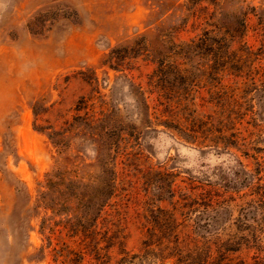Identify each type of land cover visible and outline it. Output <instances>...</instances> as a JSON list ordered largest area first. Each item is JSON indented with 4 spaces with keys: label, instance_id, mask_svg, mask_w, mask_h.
I'll return each instance as SVG.
<instances>
[{
    "label": "rangeland",
    "instance_id": "1",
    "mask_svg": "<svg viewBox=\"0 0 264 264\" xmlns=\"http://www.w3.org/2000/svg\"><path fill=\"white\" fill-rule=\"evenodd\" d=\"M162 62L183 76L162 83L217 102L248 155L160 121ZM169 181L174 200L241 194L264 245V0H0V264H90L124 233L136 250Z\"/></svg>",
    "mask_w": 264,
    "mask_h": 264
},
{
    "label": "trees",
    "instance_id": "2",
    "mask_svg": "<svg viewBox=\"0 0 264 264\" xmlns=\"http://www.w3.org/2000/svg\"><path fill=\"white\" fill-rule=\"evenodd\" d=\"M195 21L201 23L200 20ZM166 73L174 80L183 77L178 62H173L172 66L159 63L153 74L156 82L153 87L161 110L156 109L166 111L170 117L160 121L178 129L186 142L200 145L207 141L221 148L239 145L248 155L251 148L246 138L237 129L228 132L232 118L223 110H217L218 103L200 102L190 96L189 89L180 95L175 83H162L167 80ZM116 164L113 162L114 167ZM169 182L171 190L174 182ZM108 187L115 192L114 185L108 184ZM186 192L174 200L175 190L170 191V209L146 202L142 209L145 223L135 227L141 234L136 250L127 246L125 226L121 239L109 244L105 256L95 258L90 264H153L165 261L172 264H264V245L250 230V224L244 221L241 194L233 195L234 191L220 187L205 190L198 185L190 186ZM262 198L264 200V195ZM254 203L258 204V200ZM193 211L199 213L201 223L191 216Z\"/></svg>",
    "mask_w": 264,
    "mask_h": 264
}]
</instances>
